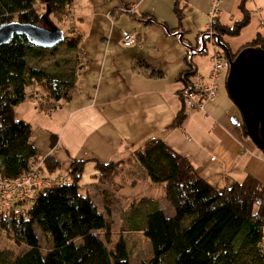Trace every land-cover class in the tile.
Instances as JSON below:
<instances>
[{
  "label": "trees",
  "instance_id": "obj_1",
  "mask_svg": "<svg viewBox=\"0 0 264 264\" xmlns=\"http://www.w3.org/2000/svg\"><path fill=\"white\" fill-rule=\"evenodd\" d=\"M40 1L46 13L59 16L66 12L65 8L72 0ZM244 1L237 2L241 13L238 19L230 24L218 19L213 26V33L220 41L223 35H238L249 23L250 13ZM138 16L154 20L148 12ZM42 18L34 6V0H0V24L18 21L39 25ZM78 34L71 32L70 36H62L58 42L66 48L78 50L75 65L54 72L41 69L36 62L43 53L58 47V43L42 47L33 44L23 33H14L9 41L0 44L2 177L17 179L29 172L31 162L38 161V153L30 141L31 126L24 119L15 117L14 107L32 96L34 92L30 94L26 91L30 84L41 87L40 95L35 97L39 100L43 97L44 107L55 108L70 96L76 74L87 63L85 52L77 48ZM224 44L223 49L218 47L223 57V50L233 57L246 45L263 48L262 38L257 32L234 52ZM187 54L185 49L182 58L186 67L177 76L185 85L177 91L181 100L182 91L189 87L196 73V65L191 59L193 54L190 57ZM136 63L143 66L150 76L162 74L160 68L142 58L136 59ZM186 110L182 101V108L175 114L172 124L180 125ZM240 128L242 134L248 136L243 120ZM54 138L55 134L50 133V148L54 147ZM259 152L264 156V152ZM129 158L143 170L149 183L163 185V199L173 208L172 216H165L155 201L143 197L131 201L129 207L122 209V197L115 190L105 188L118 165L122 164L121 160L100 162L95 159H71L66 169L68 181L36 189L32 204L24 209V216L0 212V235L3 233L15 246L22 248L18 253L0 249V264H129L130 255L125 240L120 235L113 240L110 215L118 205L120 211L117 213H121L125 225H128L134 219V214L126 211L130 212L136 209L137 204L143 203L152 205V209L145 214L144 225L136 229L149 240L152 253L139 264H264V252L259 248L264 232V188L256 178L247 174L241 180H234L228 186L217 189L196 173L185 156L169 147L161 138L146 140L130 153ZM88 161H93L94 184L102 187L98 192L100 208L91 193H80V180ZM42 163L43 170L48 173H53L60 166L51 154L44 156ZM34 226L50 242V247L45 251L39 247Z\"/></svg>",
  "mask_w": 264,
  "mask_h": 264
},
{
  "label": "crops",
  "instance_id": "obj_2",
  "mask_svg": "<svg viewBox=\"0 0 264 264\" xmlns=\"http://www.w3.org/2000/svg\"><path fill=\"white\" fill-rule=\"evenodd\" d=\"M125 4L132 7L134 13L136 7L133 1ZM256 19L259 25L264 24V13L260 8L256 12ZM158 20L163 22L160 18ZM154 22L155 20L146 19L143 25ZM164 22L168 24L167 21ZM221 22L230 24L232 19L227 18L226 21ZM158 24L164 33L176 37L180 42L183 41V27L173 25V30L168 31L163 23ZM258 27L257 29L255 27L253 36L257 32L262 37L264 33ZM145 28L146 26L143 29ZM203 28L198 30L200 35L206 32L207 25ZM136 29L141 32V29ZM179 30L182 33L181 40L177 35L171 34ZM200 35L195 40V45H191H199ZM136 39L141 42V39L137 37ZM136 39L128 46H122L119 41L122 47L120 51H115L114 46L108 43L103 45L99 53V64L93 70L92 51L83 48L88 68L81 69L79 73L80 76H88L92 81L86 86L79 82L76 96L70 95L60 101L52 111L47 112L48 114L53 112L54 119L49 122L55 125V128L50 130L55 134V150L51 155L59 162V152H62L60 154L65 156L68 163L71 159H95L100 162L121 160L123 163L117 168V172L121 175L120 180L127 181L133 186L139 180L144 181L146 177L138 164L129 158L130 153L150 138H161L169 147L185 156L196 173L217 189L228 186L234 180H241L247 174L256 178L264 188V156L253 145L250 137L242 134L241 113L229 96L217 88L216 95L204 103L203 109L186 110L181 124H172L175 114L182 108V100L177 91L185 85L177 79V76L186 67L182 58L186 47L183 45L181 50L177 42L175 44L170 40H161L167 46L168 52H172V57L167 55V63L162 65L161 61L150 59L151 49L136 46ZM158 49L159 46L156 45L154 51ZM177 55L181 57L178 61L175 58ZM139 58L160 68L162 74L148 75L146 69L136 63V59ZM208 60L203 65V62L192 59L196 65V72H200L197 74L202 76L208 71L210 67ZM104 77L106 79L101 82ZM76 85L75 79L72 88H76ZM27 92L30 94L34 92L33 97H26L18 103L14 107V114H18L19 111L18 118L30 122L28 118L34 115L33 112L37 114L36 110H44L45 107L42 101L32 100L36 95H40L39 89L27 90ZM88 164L94 170L93 161L86 162L84 167ZM105 188L110 191L115 190V193L122 197L120 201L122 205L127 204L129 207L128 204L135 201L127 200L119 193L121 184L118 182L109 181ZM101 189L102 187L99 188ZM87 192L91 193V190ZM93 192L92 196H94ZM142 197L145 198L141 196L138 199ZM155 202L165 216L173 215L174 211L171 209H167V214L164 212L166 208L164 203L158 200ZM119 209L117 205L111 212V219L115 217L117 220H123L121 213H117Z\"/></svg>",
  "mask_w": 264,
  "mask_h": 264
},
{
  "label": "rangeland",
  "instance_id": "obj_3",
  "mask_svg": "<svg viewBox=\"0 0 264 264\" xmlns=\"http://www.w3.org/2000/svg\"><path fill=\"white\" fill-rule=\"evenodd\" d=\"M129 1H133L134 6L136 7L134 8V13H129L125 10L128 6L126 4L124 5V3H129ZM237 1L238 0H221L219 4L220 13L218 16L220 21H226L227 18H231L233 21V19L235 20L239 18L238 16L240 11L237 8ZM255 1L257 0L244 1V5L250 13V22L248 25L243 27L236 36L223 35L221 37L222 41L226 43L228 47H230L229 49H231L233 52L240 44L248 42L251 40V38H253V31L255 27L257 29V26H259V30L263 31L264 33V24L259 25L258 20L256 19V12L259 8L261 12L264 13V0H258L260 1L259 3H257L258 1ZM209 2L210 0H72L71 3L65 8L66 12L59 16L52 13H46V9L43 6L44 4L40 0H34V6L43 16V18L38 23L39 25L47 28L52 26L56 27L61 31L62 36H70L71 32H73V35L80 33L77 48L82 50L83 48H86L87 51H92L93 70L99 64V53L103 45L105 46V44L108 43L110 46H114L113 49H115V51H120L122 49L120 46V44L123 46L120 35L121 30H126L133 33L135 38V34H138L137 38L141 39V42H138L136 39V46H139L143 49H151L149 51L151 53L150 59H157L161 61L162 65H165L164 63H167V55L172 57V52H168L167 46L163 44L161 40H170L175 44L177 42L181 50H183L182 47L184 43L188 42L189 44L195 45V40L197 39L199 33L198 30L204 29L203 27L207 25L209 20ZM140 12H149L153 16L155 22L152 24L143 25L144 20L147 18H140L138 16L141 14ZM226 12L229 13L226 14ZM158 18L162 19L163 22L158 20ZM164 21H167L168 24H166ZM158 23H163V26L167 28L168 31L173 30V25H176L180 28L183 27V41L180 42L176 39V37L169 36L164 33ZM145 26L146 28L143 29ZM136 28L141 29V32ZM206 32H208L207 29ZM262 37H264V34ZM57 45L58 47L48 50L40 56L39 61L36 62L37 66H39L41 69H44L45 71L54 72L67 69L75 65L77 60L76 58L78 56V50L66 48L64 44L62 45V43H58ZM156 45L159 46L158 51H154ZM204 46L206 48L204 51L192 55V59L194 61L203 62V65L209 59L212 51L208 37L206 38ZM175 58L178 61V59L181 57L177 55ZM180 64L183 63L180 62ZM87 68L88 65L86 63L83 69ZM78 73L75 77L77 80L76 88H71L70 90V95L73 96H76L79 82H81V85L84 84L86 86L92 81L90 78H88V76H80V73L78 76ZM196 73L200 72L197 71ZM205 73H201L202 76H206ZM225 76L226 72L224 71L219 77L217 88L218 90L223 91L224 94L228 95L225 89ZM105 79L106 78L104 77L101 82ZM37 89L41 91V87L39 85L30 84L27 86L26 91H33ZM42 98L39 100V98L34 97L32 100L34 102L42 101L45 103ZM73 100L75 99L73 98ZM53 109V107H45L44 110H36L38 115L36 112H33L35 116H30V118H28L30 122L27 121L32 129L30 141L36 148L38 153V161L42 160L44 156L51 154V152L55 150V146L52 148L49 147V134L54 133L51 132V129L55 128V125L49 122L54 119L53 112L49 114L47 113ZM18 116L19 111L18 114L15 113V117ZM60 153L62 152H59L58 158L60 166L58 170L54 171L53 173H48L44 169L42 171L43 175H50L51 178H54L55 176H65V178H68L66 174L68 160ZM94 173L95 171L92 169L90 164L84 167L80 180V193L85 194L89 190H91V193L94 191V202L98 207H101V200L98 195V192L100 191L99 188L101 187L98 188L94 184V178L92 177ZM120 178L121 175L116 171L112 174L110 182L114 181L121 184L119 193L126 197L127 200H137L139 197L144 196L145 198H150L151 200H158L162 204L164 203L163 205H166V208L164 209L166 214L168 213L169 209L173 211V208L163 199L164 188L162 184L151 185L146 179H144V181L139 180L135 185L130 186L127 181L122 182ZM66 181L68 180L66 179ZM8 196L9 195L6 194V198ZM12 201L14 200H11V202ZM19 206V210L25 207L22 204H19ZM126 207L127 204H124L122 209H126ZM135 208L136 209H133L130 212L126 211L128 214H134V219L131 222H128V225H125V221L121 219L117 220L115 217L112 218V230L114 233L113 240H116L118 235L123 237L130 255L129 264H139L142 259L149 258L152 253L149 240L141 233H138L136 229L144 225L145 214L152 209V205H147L145 203L142 205L137 204ZM34 230L40 249L45 251L50 247V242L48 241L47 237H45L39 231L37 226H34ZM121 232H123L122 235L120 234ZM0 249H9L14 253H18L22 248L15 246L11 240L1 233Z\"/></svg>",
  "mask_w": 264,
  "mask_h": 264
},
{
  "label": "water",
  "instance_id": "obj_4",
  "mask_svg": "<svg viewBox=\"0 0 264 264\" xmlns=\"http://www.w3.org/2000/svg\"><path fill=\"white\" fill-rule=\"evenodd\" d=\"M14 33H23L33 44L42 47L54 46L62 39V33L56 27L47 28L29 22L10 21L0 24V44L9 41ZM171 34L177 35L181 40V31ZM211 35L217 45L220 47L225 45L215 33ZM207 37L208 32L199 36L197 48L184 43L188 52L187 57L202 52ZM226 56L229 60L225 76L226 92L239 109L253 145L264 152V49L259 45H246L233 57L226 51ZM253 110L257 113L254 116Z\"/></svg>",
  "mask_w": 264,
  "mask_h": 264
},
{
  "label": "built area",
  "instance_id": "obj_5",
  "mask_svg": "<svg viewBox=\"0 0 264 264\" xmlns=\"http://www.w3.org/2000/svg\"><path fill=\"white\" fill-rule=\"evenodd\" d=\"M220 2L221 0H210L208 10L209 20L206 28L209 34V43L212 51L209 56L211 65L208 69L209 71L205 74L213 76V80L208 78V81L204 82L199 76H197V73L193 75L189 87L185 88L181 93L184 107L187 110L203 109L204 103L216 95L219 76L224 71L226 72L229 66V61L218 55L219 48L215 44L214 38L211 35L213 32V26L218 21ZM125 10L129 13L133 12L130 7H127ZM120 35L123 45L128 46L133 44V33L121 30ZM262 43L264 49V38L262 39ZM30 167L29 172L14 180L6 179L0 175V212H12L24 216V209L32 204L36 189L66 183L67 178H65V176H55L54 178H51L50 175H43L42 160L31 162ZM6 194L9 195L7 198ZM11 200L14 201L11 202ZM19 204H22L25 207L19 210ZM259 248L264 252V232L259 241Z\"/></svg>",
  "mask_w": 264,
  "mask_h": 264
},
{
  "label": "bare ground",
  "instance_id": "obj_6",
  "mask_svg": "<svg viewBox=\"0 0 264 264\" xmlns=\"http://www.w3.org/2000/svg\"><path fill=\"white\" fill-rule=\"evenodd\" d=\"M134 41H135V37H134ZM208 41H209V37H208ZM133 43H134V42H133ZM216 45H217V44H216ZM217 47H219L220 49H223V48H224V46L220 47L219 45H217ZM223 51H224V57L220 55L219 51H218V55H219L221 58H224V59H226L227 61H229L228 58H227V56H226V51H225V50H223ZM209 61H210V59H209ZM210 65H211V62H210ZM208 71H209V70H208ZM226 72H227V71H226ZM197 76H199L204 82H207V81H208V78L213 80V76H210V75L201 76V75L197 74ZM192 78H193V77H192ZM257 93H258V92H257ZM259 94H260V93H259ZM253 99H254V97H253ZM254 114H257L255 110H253V116H254ZM256 117H257V116H256Z\"/></svg>",
  "mask_w": 264,
  "mask_h": 264
}]
</instances>
